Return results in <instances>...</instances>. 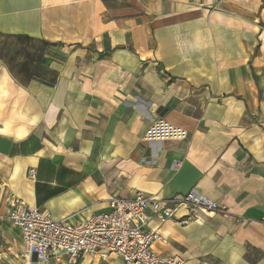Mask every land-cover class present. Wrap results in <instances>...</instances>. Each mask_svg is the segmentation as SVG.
Wrapping results in <instances>:
<instances>
[{
  "label": "crops",
  "instance_id": "0c3cea01",
  "mask_svg": "<svg viewBox=\"0 0 264 264\" xmlns=\"http://www.w3.org/2000/svg\"><path fill=\"white\" fill-rule=\"evenodd\" d=\"M16 112L37 122L13 123L25 139L0 135V264H24L11 194L82 219L113 197L164 206L192 187L227 212L183 225L147 214L153 250L264 264V0H0V126ZM156 117L187 139L143 141Z\"/></svg>",
  "mask_w": 264,
  "mask_h": 264
},
{
  "label": "built area",
  "instance_id": "2783aa9c",
  "mask_svg": "<svg viewBox=\"0 0 264 264\" xmlns=\"http://www.w3.org/2000/svg\"><path fill=\"white\" fill-rule=\"evenodd\" d=\"M187 137L184 128L156 117L142 139L146 142L180 141ZM177 166L178 162H173L172 167ZM28 175L34 178L32 169ZM7 202L10 204L8 219L21 234L24 264H32V256L41 263L59 261L62 257L71 263L85 255L98 259L116 255L122 264H181L177 256L153 250L162 238L147 225V214L155 216L159 222L172 218L183 225L217 212H227L225 204L207 197L196 187L169 198L164 206L160 199L143 192L131 198L113 197L106 210L82 219L74 215L53 219L47 209L29 205L14 194L8 196Z\"/></svg>",
  "mask_w": 264,
  "mask_h": 264
},
{
  "label": "clouds",
  "instance_id": "9594fccd",
  "mask_svg": "<svg viewBox=\"0 0 264 264\" xmlns=\"http://www.w3.org/2000/svg\"><path fill=\"white\" fill-rule=\"evenodd\" d=\"M15 121H24L27 125H34L37 122L36 117H29L24 112H16L10 120L0 126V135H5L13 139V141H18L20 139H25L30 134V129L27 127H22L19 130L13 129V123Z\"/></svg>",
  "mask_w": 264,
  "mask_h": 264
},
{
  "label": "rangeland",
  "instance_id": "374dc122",
  "mask_svg": "<svg viewBox=\"0 0 264 264\" xmlns=\"http://www.w3.org/2000/svg\"><path fill=\"white\" fill-rule=\"evenodd\" d=\"M32 47L35 49V51H37L38 49L41 51L43 50L42 47L39 46V44L38 45L34 44Z\"/></svg>",
  "mask_w": 264,
  "mask_h": 264
},
{
  "label": "water",
  "instance_id": "95a60500",
  "mask_svg": "<svg viewBox=\"0 0 264 264\" xmlns=\"http://www.w3.org/2000/svg\"><path fill=\"white\" fill-rule=\"evenodd\" d=\"M32 258L35 260L36 259V257L35 256H32Z\"/></svg>",
  "mask_w": 264,
  "mask_h": 264
}]
</instances>
